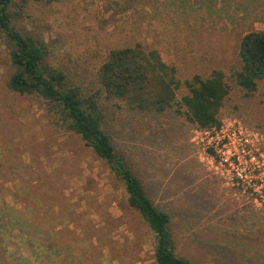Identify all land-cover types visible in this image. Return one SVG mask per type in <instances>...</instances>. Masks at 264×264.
Returning <instances> with one entry per match:
<instances>
[{
	"label": "rangeland",
	"instance_id": "rangeland-1",
	"mask_svg": "<svg viewBox=\"0 0 264 264\" xmlns=\"http://www.w3.org/2000/svg\"><path fill=\"white\" fill-rule=\"evenodd\" d=\"M25 12L13 16L16 28L47 43L50 62L84 90L115 47L156 50L181 79L221 70L231 86L221 123H239L252 151L264 160V80L249 93L230 78L241 37L264 28V0H65L32 3ZM9 50L0 32V143L12 139L17 166L30 182L60 177L53 210L60 213V203L64 212L74 210L64 233L70 239L83 235L81 264H155L154 234L128 208L124 189L108 168L52 122L42 101L7 93ZM119 105L103 102L104 126L154 204L169 213L176 254L197 264H264V206L214 169L195 128L171 113ZM89 228L98 242L84 237ZM72 249L65 252V264H75Z\"/></svg>",
	"mask_w": 264,
	"mask_h": 264
},
{
	"label": "trees",
	"instance_id": "trees-1",
	"mask_svg": "<svg viewBox=\"0 0 264 264\" xmlns=\"http://www.w3.org/2000/svg\"><path fill=\"white\" fill-rule=\"evenodd\" d=\"M59 1L65 0H0V32L10 43L9 71L4 78L7 93L42 101L52 122L79 138L108 168L122 185L128 208L154 234L155 264H197L176 254L170 215L157 208L128 157L115 146L104 126L102 104L120 101L129 111L171 113L194 128H219L230 84L219 69L206 76L196 73L181 79L175 67L166 64L156 50H145L140 45L110 48L94 74V88L84 90L71 84L66 73L50 62L47 43L32 32L17 29L12 21L32 3L51 5ZM237 57L238 67L230 78L252 93L264 80V28L241 37ZM12 148L11 138L1 141L0 264H65V252L72 248L75 255L70 260L81 264L83 235L70 239L64 233L73 222L70 219L74 218V210L64 212L63 203L60 213L53 210V201L59 198L62 187L57 183L60 177L51 183L30 182L24 168L17 166V152ZM94 231L89 228L84 237L93 236L98 242Z\"/></svg>",
	"mask_w": 264,
	"mask_h": 264
},
{
	"label": "built area",
	"instance_id": "built-area-1",
	"mask_svg": "<svg viewBox=\"0 0 264 264\" xmlns=\"http://www.w3.org/2000/svg\"><path fill=\"white\" fill-rule=\"evenodd\" d=\"M194 133L205 143L206 158L224 174L227 183L250 191L254 202L264 206V160L250 148L242 126L221 123L219 128H195Z\"/></svg>",
	"mask_w": 264,
	"mask_h": 264
}]
</instances>
